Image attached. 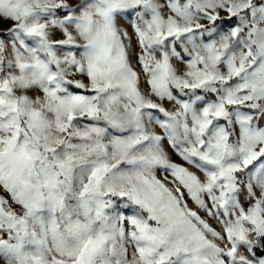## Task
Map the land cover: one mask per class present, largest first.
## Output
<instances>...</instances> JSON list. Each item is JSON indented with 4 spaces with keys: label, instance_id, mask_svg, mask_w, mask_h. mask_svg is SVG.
I'll return each instance as SVG.
<instances>
[{
    "label": "snow or ice",
    "instance_id": "obj_1",
    "mask_svg": "<svg viewBox=\"0 0 264 264\" xmlns=\"http://www.w3.org/2000/svg\"><path fill=\"white\" fill-rule=\"evenodd\" d=\"M0 264H264V0H0Z\"/></svg>",
    "mask_w": 264,
    "mask_h": 264
}]
</instances>
